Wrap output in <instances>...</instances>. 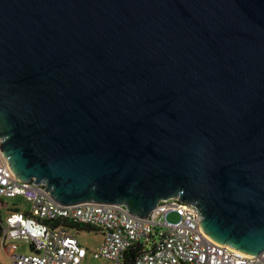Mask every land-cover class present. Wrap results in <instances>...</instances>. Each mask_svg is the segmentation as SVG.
<instances>
[{"label":"water","instance_id":"water-1","mask_svg":"<svg viewBox=\"0 0 264 264\" xmlns=\"http://www.w3.org/2000/svg\"><path fill=\"white\" fill-rule=\"evenodd\" d=\"M0 140L60 205L178 197L264 252V0H0Z\"/></svg>","mask_w":264,"mask_h":264},{"label":"built area","instance_id":"built-area-1","mask_svg":"<svg viewBox=\"0 0 264 264\" xmlns=\"http://www.w3.org/2000/svg\"><path fill=\"white\" fill-rule=\"evenodd\" d=\"M46 189L34 180H17L0 148L1 237L33 246L31 254L13 255V264H85L89 251L74 234V223L103 233L104 243L93 255L111 264H264V252L248 255L211 239L201 228L199 210L178 197L161 200L146 219L129 213L124 205L63 206ZM17 197L30 202L32 213L11 210L3 219L1 208L9 207L5 199ZM171 215L179 220L171 222ZM137 245L142 251L132 261L130 250Z\"/></svg>","mask_w":264,"mask_h":264},{"label":"rangeland","instance_id":"rangeland-1","mask_svg":"<svg viewBox=\"0 0 264 264\" xmlns=\"http://www.w3.org/2000/svg\"><path fill=\"white\" fill-rule=\"evenodd\" d=\"M5 203H8L10 207L18 204L23 207H30V203L24 197L6 198ZM7 216L6 211L2 213L3 219ZM171 222H177L179 218L176 215L169 217ZM80 244L84 246L89 254L85 260V264H111L108 260L102 258H96L93 252L97 251L104 243V236L101 231H88V230H73ZM32 245L24 240L8 239L4 242L0 237V264H13L12 256L15 254L28 255L31 254Z\"/></svg>","mask_w":264,"mask_h":264},{"label":"trees","instance_id":"trees-1","mask_svg":"<svg viewBox=\"0 0 264 264\" xmlns=\"http://www.w3.org/2000/svg\"><path fill=\"white\" fill-rule=\"evenodd\" d=\"M13 211H19L18 209H12ZM27 215H30L28 213H26ZM71 227L73 229H78V230H88V231H99L98 228H94V227H91V226H86V225H83V224H80V223H74L71 225ZM0 237H1V230H0ZM135 248H132L130 250V260H135V258L138 256V253L140 252V250L142 251V246L140 245H137V246H134ZM32 250H33V246H32Z\"/></svg>","mask_w":264,"mask_h":264},{"label":"crops","instance_id":"crops-1","mask_svg":"<svg viewBox=\"0 0 264 264\" xmlns=\"http://www.w3.org/2000/svg\"><path fill=\"white\" fill-rule=\"evenodd\" d=\"M28 201V200H27ZM29 202V201H28ZM30 203V202H29ZM3 204H5L6 206H7V204L8 203H3ZM31 205V204H30ZM4 206V205H3ZM9 206V205H8ZM18 209V210H20V211H24L25 213H28V214H31L32 213V207L30 206V207H23V206H21V205H18V204H16V205H14V206H12V207H3V208H1V215H2V213L4 212V210L6 211V214L9 212V211H11L12 209ZM8 240V239H7ZM6 240V241H7ZM6 241H4V242H6Z\"/></svg>","mask_w":264,"mask_h":264}]
</instances>
